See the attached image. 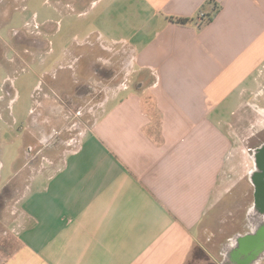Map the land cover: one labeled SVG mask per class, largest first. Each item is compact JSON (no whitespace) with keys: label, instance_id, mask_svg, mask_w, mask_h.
<instances>
[{"label":"crops","instance_id":"1","mask_svg":"<svg viewBox=\"0 0 264 264\" xmlns=\"http://www.w3.org/2000/svg\"><path fill=\"white\" fill-rule=\"evenodd\" d=\"M122 10L129 25L117 23L111 44L100 37L107 57L91 65L113 76L88 83L103 89L98 114L16 198L0 264H187L196 248L204 264H264L253 224L216 255L201 241L239 155L255 193L264 0H132Z\"/></svg>","mask_w":264,"mask_h":264},{"label":"rangeland","instance_id":"2","mask_svg":"<svg viewBox=\"0 0 264 264\" xmlns=\"http://www.w3.org/2000/svg\"><path fill=\"white\" fill-rule=\"evenodd\" d=\"M131 2L0 0V193L9 183L0 194V262L15 241L16 198L32 180L37 186L32 184L31 190L38 187L43 177L37 172L55 169L98 114L99 86L113 76L91 65L107 57L100 37L111 44L121 36L117 23L129 25V13L122 7ZM91 77L99 86L88 84ZM88 87L91 92L85 91ZM53 136L56 141L45 147L42 140ZM239 157L202 224L201 241L215 255L228 240L232 245L243 235L250 220L249 165L246 155ZM187 264L204 262L191 254Z\"/></svg>","mask_w":264,"mask_h":264},{"label":"flooded vegetation","instance_id":"3","mask_svg":"<svg viewBox=\"0 0 264 264\" xmlns=\"http://www.w3.org/2000/svg\"><path fill=\"white\" fill-rule=\"evenodd\" d=\"M56 141V137H51L50 139H43V145L45 147L51 146ZM32 148L29 146L28 153L26 157L31 156ZM256 167L258 169L257 173L253 175L254 189L255 193L252 196V204L247 210V217L250 218L248 222L256 226L255 236L260 237L261 246L264 245V152L257 153L256 155ZM257 174V175H256ZM259 174V175H258ZM260 178H259V177ZM247 240V239H246Z\"/></svg>","mask_w":264,"mask_h":264},{"label":"trees","instance_id":"4","mask_svg":"<svg viewBox=\"0 0 264 264\" xmlns=\"http://www.w3.org/2000/svg\"><path fill=\"white\" fill-rule=\"evenodd\" d=\"M182 22L185 23L186 21H182ZM106 72H107V73H110V71H106ZM104 73H105V72H104ZM90 89H92V88H91V87H88L87 90H85V91H89V92H91ZM89 92H88V93H89ZM89 95H90V94H89ZM73 106H74V105H73ZM8 186H9V185H6L4 188H2V190H1L2 192H1V193L5 192L6 189L8 190ZM1 193H0V194H1ZM198 251H199V250H198L197 248L194 249L193 254H195L196 256H198Z\"/></svg>","mask_w":264,"mask_h":264},{"label":"built area","instance_id":"5","mask_svg":"<svg viewBox=\"0 0 264 264\" xmlns=\"http://www.w3.org/2000/svg\"><path fill=\"white\" fill-rule=\"evenodd\" d=\"M204 18V15L202 13H200L197 17L198 20H202Z\"/></svg>","mask_w":264,"mask_h":264},{"label":"water","instance_id":"6","mask_svg":"<svg viewBox=\"0 0 264 264\" xmlns=\"http://www.w3.org/2000/svg\"><path fill=\"white\" fill-rule=\"evenodd\" d=\"M263 191H264V188H263Z\"/></svg>","mask_w":264,"mask_h":264}]
</instances>
